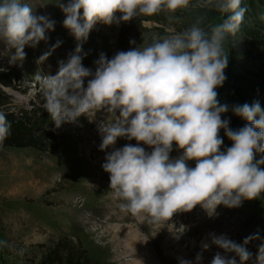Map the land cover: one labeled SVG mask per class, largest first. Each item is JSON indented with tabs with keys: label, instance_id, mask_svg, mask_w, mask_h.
<instances>
[{
	"label": "clouds",
	"instance_id": "clouds-1",
	"mask_svg": "<svg viewBox=\"0 0 264 264\" xmlns=\"http://www.w3.org/2000/svg\"><path fill=\"white\" fill-rule=\"evenodd\" d=\"M189 2L58 0L65 17L63 27L80 43L55 75L40 77L44 108L55 128L103 110L108 119L98 126L100 150L114 145L118 137L137 142L105 153L101 167L109 174L111 196L119 201L120 210L153 224H165L174 213L196 205L211 217L218 205L239 207L242 200L264 193V156H259L264 153V110L259 102L231 106L233 115L246 121L233 130L228 118H221L229 106L218 101L216 91L227 79L225 44L240 31L247 11L241 0H202V6H211L223 16L215 26L206 29L197 19L181 31L168 28L166 35L154 36L143 47L118 51L111 58L101 53L94 70L81 63V44L97 22L118 24L163 11L173 13ZM54 23L34 15L27 0H0V42L5 46L0 54L8 57L9 64L22 62L25 46L35 47L46 39V30L51 31ZM221 129L232 142L223 150ZM9 135L10 122L0 111V145ZM173 144L182 152L170 159ZM189 160L194 167L187 165ZM183 231L181 226L178 233ZM256 239L258 232L241 243L223 234H209L211 245L234 254L227 257L217 252L210 264H264V240L254 258L246 248ZM200 261L199 252L194 260L178 258V264Z\"/></svg>",
	"mask_w": 264,
	"mask_h": 264
},
{
	"label": "rangeland",
	"instance_id": "rangeland-1",
	"mask_svg": "<svg viewBox=\"0 0 264 264\" xmlns=\"http://www.w3.org/2000/svg\"><path fill=\"white\" fill-rule=\"evenodd\" d=\"M27 2L34 15L45 16L55 23L51 31L46 30V39L35 47L25 46L22 62L9 64L8 57L0 54V92L6 96L5 108L17 117H25L26 122L35 123L38 131L35 135L40 137L39 146H0V264H38L42 255L57 243L61 259L54 264H66L68 253L75 260L80 250L83 253L80 264H141L126 252L127 247L135 246L136 242L132 241L135 234L142 238L144 260L152 255L157 264H178V258L194 260L199 252L200 264H210L217 252L227 257L234 254L211 245L209 234H223L241 243L258 232L259 239L246 245L254 258L264 240V193L242 200L239 207L218 205L211 217L196 205L190 211L174 213L165 224L149 223L143 216L120 210L119 201L111 196L109 174L101 165L105 153L137 142L118 137L114 145L100 150L98 126L108 119L103 110L94 116L82 115L76 123L64 122L59 128L54 127L44 108L40 77L55 75L80 42L63 27L65 17L58 0ZM134 18L118 24L97 22L81 44L82 65L94 70V61L101 53L111 58L118 51L151 43L156 36L153 28L157 26L151 21L142 23L146 31L141 34L150 39H140L139 34L129 32L121 34L125 23ZM172 18L160 25L165 32L168 28L176 30ZM221 22L222 15L212 26ZM130 40L134 44L130 45ZM57 41L59 45L53 47ZM4 47L0 42V53ZM45 53L48 55L41 60ZM225 74L227 79L216 89L217 99L229 106V111L221 117L228 118L229 127L237 130L246 121L231 112V106L240 103L229 88L227 70ZM233 118L235 121H231ZM218 135L223 138L221 150L231 146L223 129ZM141 146L151 151L142 142ZM181 152L173 144L170 159L177 158ZM186 163L189 167L195 165L192 160ZM181 226L184 231L178 233ZM203 243H209L207 250H202Z\"/></svg>",
	"mask_w": 264,
	"mask_h": 264
},
{
	"label": "trees",
	"instance_id": "trees-1",
	"mask_svg": "<svg viewBox=\"0 0 264 264\" xmlns=\"http://www.w3.org/2000/svg\"><path fill=\"white\" fill-rule=\"evenodd\" d=\"M241 6H246L247 11L240 31L234 37H229L225 44V52L228 50V65L225 71H228L229 88L239 103L251 105L253 102H259L264 110V0H241ZM220 15L211 6H202V0H190L188 7L183 10L178 9L173 13L163 11L151 17H135L131 22L125 23L121 34L129 32L139 34L140 39H150L141 34L146 31L142 23L151 21L157 23L153 28L156 36L166 35L160 25L165 24L170 16L174 17L176 31L190 27L197 19H200L201 26L207 29ZM5 102L6 96L0 92V111L5 113L7 121L10 122V135L0 146H39L40 137L35 135L38 132L35 123L30 124L26 122L25 117H17L5 108ZM58 249L57 243L42 255L38 264L58 263L61 259ZM80 251L75 260L72 254L68 253L66 264H80L83 257Z\"/></svg>",
	"mask_w": 264,
	"mask_h": 264
},
{
	"label": "crops",
	"instance_id": "crops-1",
	"mask_svg": "<svg viewBox=\"0 0 264 264\" xmlns=\"http://www.w3.org/2000/svg\"><path fill=\"white\" fill-rule=\"evenodd\" d=\"M140 237V236H139ZM138 237V235H133V237H132V241L133 242H136L135 243V246H133V247H127V249H126V252L128 253V255H130V254H132L133 256H135L136 258H138L137 260L139 261V262H141V264H144L145 263V261H147L148 263H146V264H157L158 262H157V259L155 258H153L152 257V255H148V256H146L145 258V260H144V258H143V252H145L146 253V251H144L143 249H142V238H139ZM138 255V256H137Z\"/></svg>",
	"mask_w": 264,
	"mask_h": 264
},
{
	"label": "bare ground",
	"instance_id": "bare-ground-1",
	"mask_svg": "<svg viewBox=\"0 0 264 264\" xmlns=\"http://www.w3.org/2000/svg\"><path fill=\"white\" fill-rule=\"evenodd\" d=\"M88 146V145H87Z\"/></svg>",
	"mask_w": 264,
	"mask_h": 264
}]
</instances>
